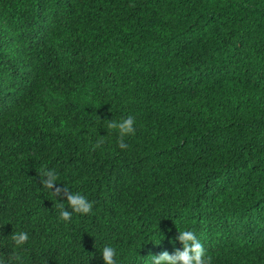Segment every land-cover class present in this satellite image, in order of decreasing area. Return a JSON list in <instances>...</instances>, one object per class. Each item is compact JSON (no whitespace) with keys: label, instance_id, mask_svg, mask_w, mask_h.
I'll use <instances>...</instances> for the list:
<instances>
[{"label":"trees","instance_id":"1","mask_svg":"<svg viewBox=\"0 0 264 264\" xmlns=\"http://www.w3.org/2000/svg\"><path fill=\"white\" fill-rule=\"evenodd\" d=\"M183 230L264 264V0H0V261L152 264Z\"/></svg>","mask_w":264,"mask_h":264},{"label":"clouds","instance_id":"2","mask_svg":"<svg viewBox=\"0 0 264 264\" xmlns=\"http://www.w3.org/2000/svg\"><path fill=\"white\" fill-rule=\"evenodd\" d=\"M134 118L128 116L121 122L117 123L110 121L107 125L109 129H118L119 131V147L124 149L127 145L124 143V138L129 135L135 134ZM98 146V145H97ZM47 179L42 180L45 188L52 190L53 196H58L61 192L60 188L55 187V182L58 179L57 175L53 171L43 173ZM55 188V190H53ZM66 191V190H65ZM68 206L72 209V212L77 214L86 215L92 211L93 203L88 201L85 196L79 193L67 194ZM61 212L60 219L63 221H69L72 217V212L64 209V205L60 204ZM182 245L183 251L177 249L173 255H170L167 251L161 253L158 257L152 256V264H211V257L205 256V249L200 241L196 238L195 234L191 230H183L179 232V236L176 237ZM12 240L16 246H22L28 240L27 233L19 232L12 235ZM116 250L111 246H105L102 251V260L104 264H116ZM10 259L19 260L20 257L16 256ZM0 264H3L0 261Z\"/></svg>","mask_w":264,"mask_h":264}]
</instances>
